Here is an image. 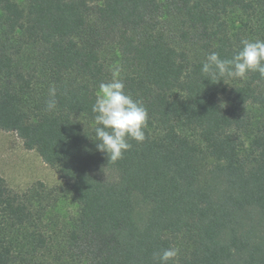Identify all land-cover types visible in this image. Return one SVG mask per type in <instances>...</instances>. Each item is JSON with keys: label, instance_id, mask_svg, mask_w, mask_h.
Masks as SVG:
<instances>
[{"label": "trees", "instance_id": "1", "mask_svg": "<svg viewBox=\"0 0 264 264\" xmlns=\"http://www.w3.org/2000/svg\"><path fill=\"white\" fill-rule=\"evenodd\" d=\"M242 39L264 40V0H0V131L64 182L18 193L0 175V264H157L170 247L169 264H264V78L201 72ZM114 75L148 120L111 162L92 106Z\"/></svg>", "mask_w": 264, "mask_h": 264}, {"label": "clouds", "instance_id": "2", "mask_svg": "<svg viewBox=\"0 0 264 264\" xmlns=\"http://www.w3.org/2000/svg\"><path fill=\"white\" fill-rule=\"evenodd\" d=\"M241 45L230 59H222L217 52L210 53L202 64V74L211 82H219L225 77L246 79L249 72H258L264 78V40L242 39ZM56 104V88L51 87L47 110H54ZM92 112L96 114V148L106 153L109 161L121 159L123 153L130 150L129 139L137 142L146 139L144 129L148 111L142 101L134 100L126 93L125 84L117 75L109 82L100 83ZM178 256L179 249L170 247L156 254L155 259L157 264H169Z\"/></svg>", "mask_w": 264, "mask_h": 264}, {"label": "rangeland", "instance_id": "3", "mask_svg": "<svg viewBox=\"0 0 264 264\" xmlns=\"http://www.w3.org/2000/svg\"><path fill=\"white\" fill-rule=\"evenodd\" d=\"M0 175L10 189L24 192L37 182L47 188L62 187L59 175L46 165L35 151L26 150L14 132L0 131ZM70 199L62 197L53 210L55 220L64 222L74 212Z\"/></svg>", "mask_w": 264, "mask_h": 264}]
</instances>
